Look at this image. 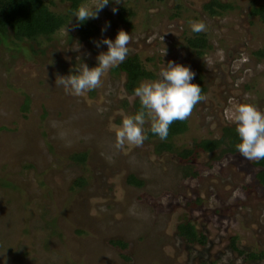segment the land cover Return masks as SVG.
Instances as JSON below:
<instances>
[{"label": "rangeland", "instance_id": "obj_1", "mask_svg": "<svg viewBox=\"0 0 264 264\" xmlns=\"http://www.w3.org/2000/svg\"><path fill=\"white\" fill-rule=\"evenodd\" d=\"M31 2L65 22L48 38L0 41V264H264L255 160L220 147L198 149L189 161L176 154L236 128L229 114L239 102L264 113V21L252 11L264 0H109L98 18L83 21V34L73 13L94 0L77 8ZM189 20L206 30L193 32ZM121 29L131 37L129 74L122 62L85 96L56 85L74 65L94 67L107 51L94 41L114 40ZM195 39L201 47L188 43ZM169 60L193 71L204 99L167 139L149 134L146 122L142 145L117 148L108 125L121 122L118 110L132 115L141 105L131 87L136 67L148 74L139 86L158 79ZM78 153L83 162L71 159ZM129 175L141 184H129ZM185 221L206 237L204 246L177 234Z\"/></svg>", "mask_w": 264, "mask_h": 264}, {"label": "clouds", "instance_id": "obj_2", "mask_svg": "<svg viewBox=\"0 0 264 264\" xmlns=\"http://www.w3.org/2000/svg\"><path fill=\"white\" fill-rule=\"evenodd\" d=\"M114 2L118 4L120 0ZM108 4L109 0H94L91 5L79 6L73 15L78 22L98 18L99 12ZM112 11L115 13L117 9L113 7ZM188 23L195 33L206 30L203 21L189 20ZM130 40L129 32L121 29L114 40L103 37L101 41H94L97 47L100 43L107 45V51L97 55V64L91 68L82 62L78 66L74 65L68 75L56 76V85L75 96H85L87 92L100 87L109 69L119 66L129 55ZM194 75L189 67L169 60L167 64L163 63L158 79L142 81L134 89V96L139 98L141 104L140 110L132 115L118 110L114 116H120L121 122H109L108 130L115 134L116 147L124 150L125 146L131 148L142 145L146 139V122L150 123L153 134L161 140L167 139L169 126L174 121L186 120L194 106L204 99L201 86L192 82ZM229 117L240 137L236 145L239 154L247 160L264 159V113L251 103L239 102L234 105Z\"/></svg>", "mask_w": 264, "mask_h": 264}, {"label": "trees", "instance_id": "obj_3", "mask_svg": "<svg viewBox=\"0 0 264 264\" xmlns=\"http://www.w3.org/2000/svg\"><path fill=\"white\" fill-rule=\"evenodd\" d=\"M73 8H77L80 4V0H69ZM253 13L257 14L261 20L264 21V8H255L252 10ZM65 22V15H52L47 12L45 9L40 8L34 5L31 0H0V41L3 42L11 37L15 41H23V40H31L35 41L38 38H48L52 33H54L57 29H59ZM74 29L80 34L85 33L87 29V25L84 22H78L77 19L74 22ZM191 47H201L202 42L198 44L197 40L188 41ZM131 62L123 61L120 65L121 69L127 71V74L131 72V68H126ZM132 64V63H131ZM132 67H136L135 65H131ZM137 71L136 76L134 77V82L131 84L133 88L132 91L137 86L136 80H139L141 77H145L148 74L140 69ZM193 83L199 84V81H194ZM200 85V84H199ZM202 89V88H201ZM141 105H136L137 112L140 110ZM180 125V120L174 121L169 126V134L173 133L177 127ZM148 133L153 134L150 131V126L148 129ZM240 137L236 132V128L234 127H224L221 135L215 139H201L197 143L193 145L191 149H182L177 151V157L183 161H189L192 159L191 155L198 149L204 152H211L216 148L220 147V153H236L238 152L236 145L239 143ZM79 154V155H78ZM73 154L71 159H75L78 162H83L85 158V153ZM254 164L259 167L257 172L255 173V179L258 184L264 187V159L255 160ZM189 169H186L184 172L185 175L194 174V172H190ZM127 182L133 185H140L141 181L137 180L132 175H129L127 178ZM81 179H77L74 182L75 186L80 185ZM177 234L182 237L188 243H195L200 246H204L206 244V237L197 231L194 226L185 221L177 224L176 226ZM233 239L230 240V247L240 253L239 250L236 249L235 246L232 245ZM108 243L116 247L118 249H124L126 247V243L117 239H109ZM250 258L258 259V255L254 253L249 254ZM206 264V263H200Z\"/></svg>", "mask_w": 264, "mask_h": 264}, {"label": "flooded vegetation", "instance_id": "obj_4", "mask_svg": "<svg viewBox=\"0 0 264 264\" xmlns=\"http://www.w3.org/2000/svg\"><path fill=\"white\" fill-rule=\"evenodd\" d=\"M201 88H202V86H201ZM201 91H202V89H201ZM195 228V227H194ZM196 229V228H195ZM182 238V237H181ZM207 242V241H206Z\"/></svg>", "mask_w": 264, "mask_h": 264}]
</instances>
